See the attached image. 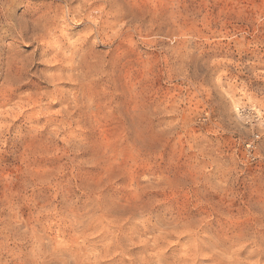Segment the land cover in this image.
<instances>
[{
	"label": "rangeland",
	"instance_id": "1",
	"mask_svg": "<svg viewBox=\"0 0 264 264\" xmlns=\"http://www.w3.org/2000/svg\"><path fill=\"white\" fill-rule=\"evenodd\" d=\"M0 264H264V0H0Z\"/></svg>",
	"mask_w": 264,
	"mask_h": 264
},
{
	"label": "bare ground",
	"instance_id": "2",
	"mask_svg": "<svg viewBox=\"0 0 264 264\" xmlns=\"http://www.w3.org/2000/svg\"><path fill=\"white\" fill-rule=\"evenodd\" d=\"M67 3V2H66ZM69 4V3H68ZM78 51V50H77ZM75 59V58H74Z\"/></svg>",
	"mask_w": 264,
	"mask_h": 264
}]
</instances>
